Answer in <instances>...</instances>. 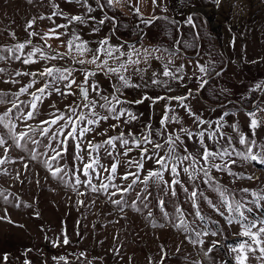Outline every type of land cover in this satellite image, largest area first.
Wrapping results in <instances>:
<instances>
[{"label":"rangeland","instance_id":"374dc122","mask_svg":"<svg viewBox=\"0 0 264 264\" xmlns=\"http://www.w3.org/2000/svg\"><path fill=\"white\" fill-rule=\"evenodd\" d=\"M103 2L104 0H99V3ZM114 2L116 5L105 7L102 11L98 0H87V4L78 3L77 0H0V49L14 48L17 44L25 43V55L35 48H42L44 53L53 56L58 53L67 54L68 41L74 35H78L92 50L107 38L108 43L118 49L115 55L125 54L120 61L109 59L110 66L126 61L128 54H131L133 60L139 61L129 64L126 71L122 70V74L133 85L140 87L121 88L120 99L131 101L141 95L163 97L156 102L145 99L142 104L118 105L119 110L133 111L137 119L131 123H126L124 118L101 120L98 126H91L94 130L85 133L81 141L82 148L87 149L89 141L92 144L103 143L109 137L119 136L121 132L126 138L129 131L139 135L144 126L150 124L154 142L164 144V136L160 133L173 134V138L180 136L182 143L177 149L180 155L184 154L186 146L189 153L199 156L202 149L198 144L197 134L202 131L205 133V143L211 149L219 151L228 147L226 138L231 136L232 146L236 151H243L244 145L238 143V136L231 126H238L240 133L251 137L249 113L253 111L260 122L255 140L258 145H264V90L257 89V85L264 86V0H220L218 6L215 0ZM53 5L57 7L54 8ZM89 5L91 12L87 10ZM53 12L63 15H53ZM72 16H82L86 22L67 19ZM89 17H96V20ZM189 17L191 22L187 21ZM102 18L105 23H98ZM114 21L113 31L119 38L111 31ZM29 24L32 26L29 27ZM56 25L67 27L50 33V29ZM33 32L37 35L30 36L29 33ZM56 35H59L58 39ZM27 41L31 43L28 44ZM172 52L174 54H170ZM0 55L5 56L4 60H0V69L5 70L0 73V93L7 94L9 101L14 98L12 94H18L19 89L26 87L33 79L26 75L16 76V72L39 73L44 67L67 68L76 81L67 90L73 94L59 95L53 91L51 95H46L43 102L38 103L34 118L28 120L27 124L15 119L18 112L13 109V122L18 125V132L28 131L27 125L38 129L41 121L52 119L58 111L69 114V105L75 107L80 104L79 110L87 113L88 110L82 107V100L78 99L77 91V85L85 80V72L96 73L95 76L88 77V83H98L102 95L112 94L113 86L119 85L115 74L101 70L95 64L76 63L72 58L88 61L91 60L92 52L81 57L73 48L63 59L56 60L41 59L37 53L38 62L28 65L22 62L23 57L17 60L8 52H0ZM103 59L105 57H100V60ZM198 64L209 68V75L205 77L207 84L202 88V74ZM164 65L183 79L164 77ZM178 69L182 71L177 72ZM47 79L48 77H38L34 87L29 88V93L42 87ZM152 79L159 82L154 84ZM13 80L16 82L12 83ZM64 83L66 82L59 84L61 91H65ZM145 84L147 87H144ZM198 88L200 90L196 91ZM189 89H192L193 94L183 103L195 116L181 107L179 101L168 99L185 96ZM88 98L97 100L96 112L108 114L99 107L103 101L91 88ZM30 100L28 93L19 96V101H23L20 104L21 112L29 110L25 105ZM10 108V102L0 103V115ZM165 114L169 117L176 115L180 123H169L165 129L161 124V118ZM197 117L207 123L198 124ZM218 121L223 124L219 131L216 129ZM63 123L61 120L54 125L49 135ZM112 125L118 127L113 128ZM182 129L192 133L191 138ZM212 132H216L219 142L208 138ZM220 132L225 134L224 138H220ZM35 138L41 139L42 143L47 142V138L41 137L39 131ZM52 145L55 147L56 143L52 142ZM7 147L8 145L0 147V158L7 156L5 163L0 165V191L11 195L7 204L0 202V217L5 216L7 209V216L12 222L0 221V260L7 256L3 264H25L26 261L30 264H161L162 258L163 264H236V253L231 251V247L247 238L237 235L241 231L239 224L228 225L226 219L217 214L206 201L199 202L200 208L202 214L210 220L199 225L191 215L192 201L181 190L180 185H177V194L173 197L170 191H161L164 186L153 179L147 185L148 192L151 193L147 201L137 197V193L145 188L140 181L146 178L150 170L159 167L154 160L144 159L143 170L139 173L140 181L130 191L123 195H111L115 189L110 186L109 195H105L85 186L83 181L86 178L83 175L80 176V184L65 182L72 175L74 164L83 167L79 160H74L71 140L67 153L59 161L64 168L61 175L65 176V180L53 178L42 163L31 159L27 150L12 146L5 153ZM32 147L30 143L27 145V148ZM129 147L133 150L127 156L123 155L126 148L117 140L112 156L107 154L105 148H101L98 153L99 164L104 167H110L114 162L113 158L119 161L114 183L121 188L127 187L135 179L133 176H129L127 180L122 179L125 173L137 171L134 163L130 165L128 161L135 162L140 158V149L132 145ZM147 147L151 153L153 145L149 144ZM81 154L84 162H88L87 151ZM159 155H165L163 148L159 150ZM233 158L237 159V163L232 165V172L236 175L214 169L210 173L215 187L231 193L236 200L251 201L253 198L249 193H264V166ZM217 162L224 163L219 160ZM188 163L184 161L180 165V180L189 187V192L198 185L199 192L219 206L218 193L212 184H205L198 178L193 185L187 180L182 168ZM199 176L202 177L203 174L199 173ZM249 176L254 178L249 180L246 178ZM108 177L109 173L100 169V179H96L93 174L92 184L98 187L101 181L109 183ZM164 180L171 181L168 172L164 173ZM244 189L249 192L245 193ZM161 199L165 201L169 219L164 218L157 206V201ZM116 200L126 203L116 205L113 203ZM14 203H19L20 207H14ZM133 203L135 207L131 206ZM145 203L147 207L144 206ZM177 207L184 210L185 219L191 227L198 230L203 228L209 232V235L200 237L203 240L202 246L190 243L188 234L169 222ZM248 207L253 208L252 213H246L249 220L254 217L264 219V202L260 208L253 204H248ZM149 211L151 216L148 215ZM221 211L224 209L221 208ZM216 230H219V234L211 235ZM65 233L67 244L63 243ZM191 239L195 240L196 237L192 235ZM261 239L264 240V235ZM213 241L217 242V246L209 255H205ZM245 264H264V257L259 251L247 252Z\"/></svg>","mask_w":264,"mask_h":264},{"label":"snow or ice","instance_id":"6c2138e0","mask_svg":"<svg viewBox=\"0 0 264 264\" xmlns=\"http://www.w3.org/2000/svg\"><path fill=\"white\" fill-rule=\"evenodd\" d=\"M78 3H84L87 4V0H77ZM155 2V0H154ZM215 3L217 6L220 4V0H215ZM113 0H104L103 3H99L98 0V6L103 9L105 7H112ZM54 8H56V5H53ZM88 12H91V6H88ZM138 11V9H137ZM63 15V13H57L53 12V15ZM92 20H96V17H89ZM51 19V17H49ZM71 21L85 23V19L82 16H72L70 18ZM189 22H191V17L188 18ZM34 23V21L32 22ZM98 23L103 24L105 23V19L102 18L98 21ZM32 24H29V27H31ZM67 27V25H56L55 28L50 29V33H55L57 29ZM96 29H93L95 31ZM30 36L37 35V33H29ZM56 38H59V35H56ZM41 39H44V37H41ZM28 44L31 43V41H27ZM26 47L25 43L17 44L14 48H8V49H0V52H8L10 54H13L17 60H19L21 57H23L22 62L25 65L37 63V53H39L40 58L44 60H56V59H63L65 55H68L72 52L73 48H75L76 53L83 57L85 53L92 52L91 60L86 61L85 59H74V62L79 64L84 63H91L95 64L97 68L101 70H106L108 73L115 74L119 85L113 86V93L105 96L100 93V86L98 83L94 82L91 85L88 83V77L95 76V72H85V80L81 82L80 85H77L80 91L81 100H82V107L84 109H87V113L80 111L81 108L80 104H77L75 107L72 105L68 106V113H60L59 111L57 114L53 115V118L50 120H45L40 122V127L33 128L31 125H27L28 131H16L18 125L13 122V109H15L18 112V115L15 116L16 120H20L21 122L27 124L28 120H31L34 118V115L37 111V105L38 103H42L43 99L46 95H51L53 91H55L59 95H70L73 94L68 89H71L72 85L76 83L75 79L72 78V72L70 69L64 68H56V67H44L42 71L39 73L36 72H16V76L20 75H26L31 76L33 79L29 82V84L26 87H22L19 89L18 94H12L14 97L9 101L7 98V94L0 93V103H8L10 102L12 104V108L8 109L3 115H0V147H5V145H8L7 148H5V153H7L8 148L15 146L17 148H21V150H27L30 153L32 160H37L40 163H42L46 170L51 174L53 178H56L58 180H65V176L61 175L64 173V168L60 166L59 161L63 159L64 154L68 151V143L69 140L72 141L73 147H74V160H79L80 163L83 165V167H79L76 164L73 165L72 175L67 178L65 181L66 183H74V184H80L82 181L80 180V176L83 175L86 179L83 181L85 186L91 187V190L93 192H103L105 195H109L108 189L111 186L115 189L111 193V195H117L118 193L120 195H123L124 193L130 191L133 188V185L140 181L139 173L143 170L144 166V159H150L154 160V162L159 166L156 169L150 170L147 173L146 178L143 181H140V183L145 185V188L141 193H137L138 198H143L145 201H147L148 197L151 196V193L148 192L147 185L150 180H155V182L162 184L164 187L161 189V191L168 192L170 191L171 195L173 197L176 196V187L177 185H180L181 190L185 192L188 195V198L192 201V208L193 211L191 215H193L196 218V221L199 222V225L205 224L208 220H210L209 217H206L202 214L201 208H200V201L204 200L206 203L212 207V209L217 212L221 217H224L226 219V222L228 225H231L233 223H237L241 227V231L237 233L238 236L246 237V240H242L237 242L235 245L231 247V251L236 253L235 255V261L236 264H245L247 259V252H255L259 251L262 254V257H264V240L261 239V236L264 235V219H258L253 218L249 220L246 213H252L253 208L248 207V204H253L257 208H260L262 205V202H264V193H257V192H251L249 195L253 198L251 201L241 199L236 200L231 193H227L226 190L222 188H216L213 184L212 179L210 178V173L214 169L217 172H227L229 175H236L232 172V165H235L237 163V159L233 158H239L240 161L249 162V163H256L258 165L264 166V145H258L255 140V133L256 129L260 127V122L256 118V112H250V122H249V131L251 132V137L240 133L238 126L232 125L233 132L238 136V143L240 145H244L243 151H236L235 147L232 146L231 143V136H228L226 138V142L228 144V147L222 148L221 150L217 151L215 149L209 148V146L205 143V133L199 132L197 135L199 136L198 144L200 145L202 151L200 152L199 156H194L191 153L188 152L187 147H184V154L180 155L178 154V146L180 143H182L181 138L179 135H176L175 138H173V134H167V133H160V135L164 136V144H161L159 142H154L152 139V129L150 124H146L144 126V130L138 135L136 133H133L131 131L128 132L127 138L123 132L120 133L117 137H109L106 141L103 143H97L92 144L91 141L88 142L87 149H84L81 147V141L83 140V137L85 133L94 130L91 126L95 125L98 126L100 121H107L108 119H125L126 123H131L133 120L137 119V115L128 109L125 110H119L117 107L118 105H121L122 103H128L129 105L133 104H142L145 99H148L152 102H156L160 99H163V97H148L145 95H141L138 99L131 100V101H122L120 99L121 95V88H130V87H140V85H133L129 79L122 74V70L126 71L127 66L129 64H135L138 63V60H133L131 54H128V59L126 61H121L117 66H110L108 61L109 59H116L120 61L121 57L124 56V53H120L119 55H115L116 52H118V49H115L112 45L108 43V39L105 38L100 42V46H98L95 50L89 49L87 47V43L83 41L78 35H74L72 40L68 41V53L67 54H57L53 56H49L46 53L43 52L42 48H35L27 53V55L24 54V49ZM159 50V49H157ZM167 51V50H166ZM138 54V53H137ZM174 54V52L170 53ZM105 57V59L100 60V57ZM5 56L0 55V60H4ZM99 61V63H98ZM199 68L200 73L202 74L200 77L202 88L205 84H207V77L209 75V68L205 65H197ZM4 69H0V73L4 72ZM182 71L181 69H178L177 72ZM162 75L164 77H168L172 80H182L183 77L180 75H177L176 73H173L168 69L167 65H164ZM38 77H48V79L44 82L43 86L36 89L35 92L29 93V88L34 87L37 78ZM7 82V81H6ZM12 83H15L16 81H11ZM62 82L64 83L65 91H61L59 84ZM159 81L156 79H152V83H158ZM144 87H147L145 84ZM89 88H91V91L96 93L100 100L103 101V103L99 104V107L102 108L107 115H101L100 113L96 112L97 108V100L92 99L89 100L88 93ZM258 90H264V86L257 85ZM200 88H198L196 91H199ZM25 93H28L31 96V100L28 102L27 105H25L29 110L27 112H21L20 111V104L23 103V101H19V96L23 95ZM192 89L188 90V93L185 96H179V97H169L168 99H175L180 102V106L184 107L186 111L190 115L195 116L196 114L191 111L190 108L187 107L183 103L184 100L188 98V96H191ZM19 101V102H18ZM167 111H171V109H167ZM64 121L63 124H60L59 128L52 132L51 135H49V132L51 128L56 125L59 121ZM198 124H204L207 123L206 121L201 120L199 117H197ZM169 123H180L179 118L176 115H173L169 117L167 114L162 116L161 118V124L166 129L167 125ZM44 125H47V127H43ZM111 127L116 128L118 125H112ZM223 127L222 122L217 123L216 129L219 131L220 128ZM6 130V131H4ZM39 131L41 137H46L47 142L42 143L41 139H36V133ZM185 135L191 138L193 135L192 133H188L186 130ZM145 132L147 135H145ZM103 134V133H102ZM220 138H224L225 134L223 132L219 133ZM210 140H213L215 142H219L217 138L216 132H212L209 134L208 137ZM119 140L121 144L126 148V151H124L123 155L127 156L130 151H132V147H129V145L134 146L135 148L140 149V158L133 162L132 160H129L128 163L132 165L134 163V166L137 168L136 172H127L124 174L122 179L127 180L129 176H133L135 179L132 181L131 184H129L127 187L121 188L120 186L116 185L114 183V177L117 172V166L119 164L118 160L114 159V162L110 167H104L103 165L99 164V150L101 148H105L107 151V154L109 156H112V152L114 151L116 147V141ZM9 141H11V144H9ZM52 142L56 143V146L53 147ZM33 145L32 148H27L28 144ZM152 144L153 145V151L149 153L147 145ZM166 145V147H165ZM43 148V151H40V149ZM164 149L165 155L160 156L159 150ZM231 149V150H230ZM87 151L89 160L88 162H84V157L81 153ZM49 152H51V155H49ZM94 153L96 155H94ZM43 157V159H41ZM227 158V159H226ZM7 160V156L4 158H0V165L4 164ZM224 161V163H218L217 161ZM184 161H188L189 163L182 168L183 173L187 176V180L191 182L193 185H195L196 179H202L205 184H212L215 191L218 193L219 197V206L213 203L211 199H208V197L204 196L202 193L199 192V186L195 185L192 190L189 192V187L185 185L184 182L180 180V165L184 163ZM14 162V161H9ZM53 162H56L55 164ZM25 168H27V165L25 164ZM100 169H103L104 172L109 173V183H104L101 181L100 185L97 187L96 185L92 184V178L93 174H95L96 179H100ZM168 172L171 181L164 180V173ZM199 173H202L203 176L200 177ZM207 178V179H205ZM245 178V177H241ZM247 179L251 180L254 177L249 176L246 177ZM245 193H248L249 190L244 189ZM11 194L5 195L3 191H0V202H3L4 204H7L9 201V196ZM82 203V202H81ZM116 205H123L126 203L123 200H116L113 201ZM14 207H20L19 203H14ZM132 207H135V203L131 205ZM147 207V203L144 205ZM157 206L160 208L163 216L165 219H169L170 214L165 210V201L164 200H158ZM221 208L224 209V211H221ZM123 210V209H122ZM137 211H140L139 208H136ZM151 211H149L148 215L151 216ZM0 221H5L11 223L12 221L7 216V209H5V216L0 217ZM194 221V223L196 222ZM170 223H173V227H176L185 233L188 234L187 238L189 239L190 243L203 245V240L200 239L201 236L209 235V232L204 230L203 228L191 227L188 221L185 219V213L184 210L180 207H177L175 209V213L173 214L172 219L169 220ZM156 226V225H154ZM255 229V231H253ZM219 234V230L213 231L211 235L215 236ZM194 235L196 237L195 240H192L191 237ZM64 244L68 243L67 234H64ZM217 246V242L213 241L211 248H209L205 255H209L213 248ZM7 260V256L5 255L2 260H0V264H3V261ZM25 264H30V262L26 261ZM161 264H163V258L161 260Z\"/></svg>","mask_w":264,"mask_h":264},{"label":"water","instance_id":"95a60500","mask_svg":"<svg viewBox=\"0 0 264 264\" xmlns=\"http://www.w3.org/2000/svg\"><path fill=\"white\" fill-rule=\"evenodd\" d=\"M113 28H115V21H114L113 26H112V28H111V31H112V33L114 34ZM114 35H115V34H114ZM115 37L119 38L117 35H115ZM178 49H179V50H182V49H180V48H178ZM77 91H78V93H79V97H78V99L81 100V95H80L79 88H77Z\"/></svg>","mask_w":264,"mask_h":264},{"label":"crops","instance_id":"0c3cea01","mask_svg":"<svg viewBox=\"0 0 264 264\" xmlns=\"http://www.w3.org/2000/svg\"><path fill=\"white\" fill-rule=\"evenodd\" d=\"M114 1H115V0H114ZM114 1H113V6L116 5Z\"/></svg>","mask_w":264,"mask_h":264},{"label":"bare ground","instance_id":"6f19581e","mask_svg":"<svg viewBox=\"0 0 264 264\" xmlns=\"http://www.w3.org/2000/svg\"><path fill=\"white\" fill-rule=\"evenodd\" d=\"M202 12L204 13L205 11L203 10Z\"/></svg>","mask_w":264,"mask_h":264},{"label":"trees","instance_id":"16d2710c","mask_svg":"<svg viewBox=\"0 0 264 264\" xmlns=\"http://www.w3.org/2000/svg\"><path fill=\"white\" fill-rule=\"evenodd\" d=\"M187 21L189 22V19H187Z\"/></svg>","mask_w":264,"mask_h":264}]
</instances>
